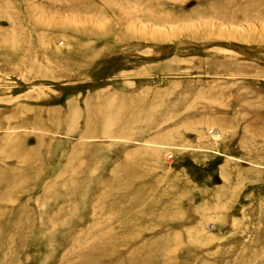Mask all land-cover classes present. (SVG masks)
<instances>
[{
    "label": "rangeland",
    "instance_id": "obj_1",
    "mask_svg": "<svg viewBox=\"0 0 264 264\" xmlns=\"http://www.w3.org/2000/svg\"><path fill=\"white\" fill-rule=\"evenodd\" d=\"M0 264H264V0H0Z\"/></svg>",
    "mask_w": 264,
    "mask_h": 264
}]
</instances>
